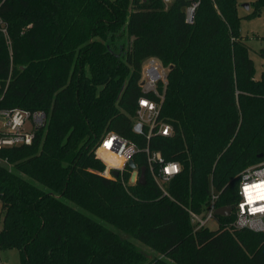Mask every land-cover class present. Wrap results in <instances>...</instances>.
Instances as JSON below:
<instances>
[{"label": "trees", "instance_id": "trees-1", "mask_svg": "<svg viewBox=\"0 0 264 264\" xmlns=\"http://www.w3.org/2000/svg\"><path fill=\"white\" fill-rule=\"evenodd\" d=\"M188 4L1 5L13 51L11 64L0 33V81L11 74L1 106L48 115L33 145L0 151L1 251L17 249L20 264H264V233L194 232L186 210L202 213L211 185L223 190L218 207L233 206L238 175L264 161V70L256 78L238 0H201L194 24L186 22ZM253 7L247 18L259 15L264 0ZM151 58L171 67L161 119L174 132L149 145L182 167L168 186L174 200L162 197L149 173L144 185L104 177L94 154L110 132L147 145L133 123ZM134 160L147 166L145 154Z\"/></svg>", "mask_w": 264, "mask_h": 264}, {"label": "built area", "instance_id": "built-area-1", "mask_svg": "<svg viewBox=\"0 0 264 264\" xmlns=\"http://www.w3.org/2000/svg\"><path fill=\"white\" fill-rule=\"evenodd\" d=\"M7 0L0 1V7ZM165 8L178 0H158ZM201 0H189L185 8V18L188 24H194L196 12ZM0 33L6 40L12 64V44L8 23L0 16ZM170 66H164L158 59L151 58L143 66L141 87L143 96L138 101V109L133 123V132L146 138L147 145L140 148L135 142L114 132L108 133L95 148L94 154L104 164L101 174L107 178H115L113 171H118L124 185H136L139 181L140 170L135 163L137 154L146 156V175L160 188L162 197L172 199L168 191L169 183L178 176L182 167L179 162L167 161L160 151L150 148L153 137H169L173 134L171 124L161 119V106L165 100ZM11 74L5 83L0 81V151L4 149L31 146L38 138V132L46 127L48 115L43 110L29 111L20 108H5L1 104L8 89ZM2 160L0 159V162ZM133 161L135 169L129 166ZM129 173V180H125ZM112 175V177H110ZM237 202L231 206L229 216L232 220L224 225L216 215L218 200L223 190H216L211 185L210 199L202 213L189 208V218L194 232L208 228L210 220L215 219L218 228L221 226L233 229H248L264 233V161L248 166L238 175ZM227 207V206H224ZM228 217V216H227ZM1 251V250H0Z\"/></svg>", "mask_w": 264, "mask_h": 264}, {"label": "rangeland", "instance_id": "rangeland-1", "mask_svg": "<svg viewBox=\"0 0 264 264\" xmlns=\"http://www.w3.org/2000/svg\"><path fill=\"white\" fill-rule=\"evenodd\" d=\"M254 1L255 0H238V10L239 15L242 17L241 35L245 44L250 48V57L253 59L256 67V78H259L264 70V59L260 55V50L264 49V9L260 11L259 15L247 18L246 16L254 11ZM246 5L249 7L247 8ZM110 177H112V175H110ZM73 206L76 207L75 205ZM2 221L3 213H1L0 205V228L2 227ZM208 227L212 231L217 230V221L215 219L210 220ZM133 243H135L146 256L150 257L152 255V251L148 247L135 240ZM0 264H20L19 251L17 249L0 251Z\"/></svg>", "mask_w": 264, "mask_h": 264}, {"label": "water", "instance_id": "water-1", "mask_svg": "<svg viewBox=\"0 0 264 264\" xmlns=\"http://www.w3.org/2000/svg\"><path fill=\"white\" fill-rule=\"evenodd\" d=\"M246 7L248 8L249 6L246 5ZM260 157H261V156H260ZM129 166H130L132 169H135V168H136V165H135V163H134L133 161H131V162L129 163ZM113 176H114L115 178H118V176H119V172H118V171H113ZM146 181H147V178H146V168L143 167V168H141V170H140V177H139V181H138V182H139V184L144 185V184H146ZM231 209H232L231 206L220 207V208H218V209L216 210V215H217V216H222V217H227V216L230 215Z\"/></svg>", "mask_w": 264, "mask_h": 264}]
</instances>
